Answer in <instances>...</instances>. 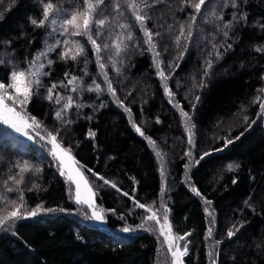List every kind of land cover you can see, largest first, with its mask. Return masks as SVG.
<instances>
[{
    "label": "trees",
    "instance_id": "trees-1",
    "mask_svg": "<svg viewBox=\"0 0 264 264\" xmlns=\"http://www.w3.org/2000/svg\"><path fill=\"white\" fill-rule=\"evenodd\" d=\"M237 2L247 19L228 30L227 38L217 31V26H222L237 11L231 7L230 0H210L202 9L189 49L180 61V67L167 81L175 93V100L189 112L191 123L195 124L192 156L184 155L189 149L185 122L179 110L168 102L152 54L131 47L144 37L127 11L121 22L126 19L133 25L134 40L129 42V51L117 58L120 74L112 70L110 63L104 70L125 107H121L106 90L73 93L70 87L67 90L58 88L65 97L72 96L76 103L85 105L77 109L74 104L68 110L66 119L73 123L65 128L55 115L61 105L37 97L27 105V113L35 116L48 131L61 130L62 147L71 145L72 155L80 164L116 183L119 191L103 185V181L84 169L96 192V205L106 210V226L95 225L75 214L77 205L72 197L73 187L66 176L60 174L57 162L50 154V145L39 137L30 140L0 123V195L15 198L16 193L4 191L2 181L8 175L11 162L29 160L41 172L32 175L30 182L23 186L28 206L43 202L45 208L65 209L20 219L13 231L1 232L0 264H161V240L152 227L145 225L134 232L123 231L125 227H138L144 218V209L135 206L129 197L147 205H152L153 201L158 205L161 201L159 161L145 137L155 140L157 147L167 154L164 157L167 183L163 200L170 209L169 220L175 234L191 233L187 237L189 251L183 257L184 264H210L208 252L216 240L222 241L216 246L219 251L217 264H264V117L257 115L259 105L252 102L258 95L264 99V93L257 91L264 89V79H261L264 53L256 52L254 47L264 45V28L260 27L264 25V0ZM169 5L176 21L184 20L192 11L189 8L180 11V0H165L152 10L155 15L148 21L149 28L154 24L157 25L154 31L161 24L173 25L174 29L178 27L172 12L168 11ZM64 7L74 8L76 4H65ZM40 12L35 0H17L0 20V59L5 61V65L0 66V78L5 82L11 68L8 61L25 67L26 56L31 58L44 47L45 40L54 42L46 29L33 30L28 21L30 15L39 17ZM221 13L223 20L217 19ZM159 30L164 35L155 38L157 51L161 52L160 58L164 61L161 68L167 76L171 70L166 65L176 55L173 43L176 33ZM22 32L25 35L22 36ZM73 39H79L85 45L86 56L76 62L64 63L57 59V52L50 53L49 58L56 63L51 68V76L43 78L42 95H46L51 82L64 80L66 71L82 75L84 59L89 61L84 84L95 87L92 84L95 79L102 89H106L91 46L85 38ZM213 43L221 45L223 55L218 60L212 57L214 64L205 80L207 86L195 88L194 84L203 76L204 62ZM228 43L232 47L225 51ZM165 45L167 52L162 50ZM143 47L147 48V45ZM177 83L181 87L177 88ZM195 96H200V101L193 112L189 101L194 102ZM101 103L105 105L102 108L98 107ZM244 116L249 117L248 123L256 121L248 131H245L248 124L244 122ZM132 121L142 128L145 136L135 131ZM90 131L95 133L94 138L89 136ZM241 132H244L243 136H240ZM41 135L46 133L41 131ZM225 136L240 138L222 151H213L223 147L221 138ZM206 151L211 154L195 164L194 160ZM185 164L190 165L187 170ZM230 164L239 165V168L229 171ZM186 172L191 178L188 182ZM33 184L42 190L33 188ZM97 185L103 186L98 188ZM190 185L201 195H196ZM29 188L33 190L29 191ZM123 192H128L129 196H124ZM205 197L213 202L210 207L205 204ZM249 197L251 207L245 204ZM205 208L213 212L214 225L211 224L213 217L205 212ZM110 209L115 211H107ZM233 223H244V227L237 236L228 239L227 230ZM210 226L213 236L206 240ZM164 264H170L167 250Z\"/></svg>",
    "mask_w": 264,
    "mask_h": 264
},
{
    "label": "snow or ice",
    "instance_id": "snow-or-ice-1",
    "mask_svg": "<svg viewBox=\"0 0 264 264\" xmlns=\"http://www.w3.org/2000/svg\"><path fill=\"white\" fill-rule=\"evenodd\" d=\"M35 2L40 6L41 12L39 17L30 15L28 21L30 25L33 26V30L46 29L47 35L52 37L54 42L49 43L45 40L44 47L33 53L31 58L26 56L25 67H20L11 60L7 62L11 65L7 82L4 81V78H0V123L7 125L16 133H20L30 140L39 137V139L45 141L47 145H51L50 154L57 162L60 174L66 176L70 184L75 185L74 202L77 205L86 206L91 210V215L88 216L89 219L103 221L104 216L102 213L106 210L101 208L97 211V205L95 203L96 192L93 191V187L90 185L88 178L81 169H86L92 176L103 181V185H110L112 188L119 191L116 183L99 175L92 169L86 168L85 165L80 164L72 155L71 145L62 147L63 139L61 130L58 129L55 132L48 131L35 116L27 113V105L32 102L33 97L46 99L50 103L54 102L55 104L61 105L60 110L56 111L55 115L56 118L64 124L65 128L73 123V121L66 119L68 110L71 109L74 104L77 109L85 105L76 103L72 96L65 97L62 92L57 91L58 88L67 90L70 87L73 93L82 90L99 93L106 90L111 96L116 98L121 107H125L123 101L119 100L117 96L116 88L113 86L112 80L108 78V73L104 70L107 64L110 63L112 70L120 74V68L117 67V58L129 51V42L134 40L133 25L127 22L126 19L124 22H121V18H125V11H127L131 14L135 26L139 28V31L144 37L143 41L137 40L135 43L131 44V47L141 52L147 51L152 54L153 64L158 70L157 74L161 78L162 87L168 98V102L179 110L181 119L185 122L189 149L184 155L192 156L191 149L195 147V133L193 131L195 124L191 123L192 116L189 112L185 111L180 102L175 100V93L172 91V88L168 86L167 81L172 78L176 69L180 67V61L184 59V55L192 42L194 29L197 26V19L202 15V9L210 3V0H180V11H184L185 8L192 10L186 14L184 20L180 21L175 20V14L169 5L168 11L172 12L174 23L177 24L178 27L174 29L173 25L165 26L161 24L158 30L155 31L153 29L157 28V25L154 24L153 28H149L147 24L148 21L152 20L153 15H155L152 10L156 8L157 5L164 3L165 0H82V5L80 4V0H35ZM74 2L76 7H64L65 4L72 5ZM230 2L231 7L237 11H234L231 14V19L224 21L222 26H217V31L221 32L225 38L229 36L228 30H231L234 25L238 24L240 21L247 19L246 13L240 10L237 0H230ZM240 2L246 3L247 0H240ZM16 3L17 0H0V20L4 18L5 12L10 11ZM224 6L227 7L228 4L225 3ZM213 14L215 15V13ZM217 19L223 20V14L221 13L217 16ZM260 27L264 28V25ZM159 29H164L169 33H176L173 37L176 55L173 57L172 61L168 62L166 65V68L171 70L167 76L165 75L164 68H161V65L164 63L160 58L161 52L157 51L158 45L155 38H163L164 35V32ZM21 35L23 36L25 33L22 32ZM56 37H63V39ZM76 37L85 38L87 44L91 46L92 55L95 57L96 64L104 77L106 89H102L101 85L96 83L95 79L92 81L95 87L91 85L86 86L84 84L83 78L88 75L87 65L89 62L87 59H84V68L81 70L82 75H73L66 71L64 73L65 79L51 82L50 86H47L46 95H42L40 89L45 87L43 78L51 76V68L56 63V60L49 58L50 53L57 52V59L64 63H68L69 60L76 62L79 58L86 56L85 45L81 43L79 39H73ZM6 43L10 45L11 41H7ZM31 43L32 41L30 40L29 44ZM144 45H147V48H144ZM220 47L221 45L219 44H212V51L208 52V58H206L204 62L203 76L199 83L194 84L195 88L203 89L207 86L205 80L210 76L214 64L212 57L214 56L215 59L218 60L223 55L220 51ZM231 47L232 45L228 43L224 50L227 51ZM254 47L256 52L264 53V45ZM162 50L167 52L168 46H163ZM106 60L107 63L105 62ZM119 63L122 65L123 60L121 59ZM3 65H5V61L0 59V66ZM261 79H264V76H262ZM176 87L179 88L181 85L177 83ZM257 91L264 93V89H258ZM128 95H131V92H129ZM185 99H187V97H185ZM199 101L200 96H195L194 102L189 101L193 112ZM252 102L259 105L260 111L257 115L264 117V99L258 95ZM104 106L103 103L98 105L100 108ZM126 110L131 112L130 108H126ZM243 119L244 122L248 124L245 131H248V129L252 127V124L256 123L255 120L248 123V116H244ZM156 122H160L159 118H157ZM132 123L135 131L140 136H145V132L142 128L136 125L134 121H132ZM41 131L45 132L46 135H41ZM243 135L244 132H241L240 136ZM89 136L94 138L95 133L90 131ZM240 136L232 138H230V136L222 137L223 147L216 148L213 151H222L223 148L228 147L230 144L234 143L235 140H238ZM145 138L154 148L155 155L159 161L161 201L159 207L154 209V205L156 204L155 201H153L152 205H147L135 200L134 197H129V199L133 200L135 206L145 209L146 212L149 213L143 218L144 223L138 225V227H145L148 222H154V224L158 226L155 227L154 230L158 231L159 235L163 237L162 243L167 246V251L171 255V264H184L183 257H185L189 251L187 237L190 236L191 233H184L183 235L173 234L172 224L169 220L170 209L163 201V194L165 193L167 183L166 161L164 157L167 154L157 147L156 141L151 139V137ZM210 154L211 152H204L200 155L199 159L194 160V163L199 164L200 161ZM189 167L190 165L185 164L186 170ZM234 167L239 168V165L233 166L230 164L228 165V170L233 171ZM7 171L8 175L3 179L2 186L6 193H16V196L15 198H10L8 195H0V204L4 205L0 207V230L7 231L8 227L14 226L15 222L20 219L36 217L40 214L52 213L55 211H65L63 208H45L43 202L34 207L28 206L23 186L30 182L32 175H37L41 172V169L34 166L29 160L11 162ZM190 179L191 178L187 176L186 172V182L190 181ZM233 183H236V181L233 180ZM103 185H97V187L99 188ZM191 187L196 195H201L198 189L194 186ZM33 188L42 190L35 184H33ZM33 188H29L28 190L31 191ZM123 195L129 196V193L123 192ZM250 199L251 197L245 200V204L249 207H251L249 202ZM204 202L209 207L213 203L206 197L204 198ZM161 210L162 216L158 214ZM107 211L115 210L110 209ZM205 212L213 217L211 224L214 225L215 220L213 212H210L209 208H205ZM243 227L244 223H233L232 227L227 230V238L232 239L237 236V233H239ZM123 231L129 232L132 231V229L125 227ZM212 236L213 227L210 226L207 229L205 239H210ZM180 241H184L183 245L180 244ZM221 243L222 241L216 240L212 249L209 250L208 256L210 264H217L219 251L216 246Z\"/></svg>",
    "mask_w": 264,
    "mask_h": 264
},
{
    "label": "rangeland",
    "instance_id": "rangeland-1",
    "mask_svg": "<svg viewBox=\"0 0 264 264\" xmlns=\"http://www.w3.org/2000/svg\"><path fill=\"white\" fill-rule=\"evenodd\" d=\"M53 39V38H52ZM50 148H51V145H50ZM58 165V164H57ZM81 171H83L84 172V169H81ZM84 174H85V172H84ZM85 176L88 178V176L85 174ZM166 178H167V176H166ZM67 179V178H66ZM88 180H89V183H90V185L92 186V183H91V181H90V179L88 178ZM68 181V180H67ZM69 182V181H68ZM188 182V181H187ZM69 184H70V182H69ZM71 185V187H73L72 189H73V191H72V197H73V201H74V196H75V185L74 184H70ZM93 191H94V189H93ZM164 201V203H166L167 204V201L166 200H163ZM95 203H96V201H95ZM160 204V203H159ZM159 204L158 205H154V209L155 208H158L159 207ZM77 205V204H76ZM100 210V208L97 206V211H99ZM56 212V211H55ZM52 213H54V212H52ZM45 214H50V213H45ZM75 214H80V215H82L86 220H89L91 223H93V224H95V225H98V226H106L107 225V222H106V218H105V212H103L102 213V215L104 216V220L103 221H97V220H92V219H89L88 218V216H90L91 215V210L90 209H88L86 206H82V205H77V211L75 212ZM87 214V215H86ZM149 213H147L146 212V210L144 209V217L146 216V215H148ZM158 214H160L161 216H162V210H161V212L160 213H158ZM40 215H44V214H40ZM37 216H39V215H37ZM29 218H33V217H29ZM27 219V218H26ZM143 221V223H144V220H142ZM16 223H17V221L15 222V224H14V226H11V227H8V229H7V231H13V229H14V227H15V225H16ZM146 225H148V226H150V227H152L153 228V230H154V228L155 227H158V226H156L155 224H154V222H148ZM130 229H132V231L131 232H134V230H139V229H141L142 227H129ZM4 230H0V233L1 232H3ZM155 231V230H154ZM157 233H158V231H156ZM159 234V233H158ZM173 234H175L174 232H173ZM177 235V234H176ZM159 237H160V240H161V245H162V250H161V254H160V258H159V261H160V263L161 264H164L165 263V259H166V250H167V246L166 245H164L162 242H163V237L162 236H160L159 235ZM183 243V241H180V244L181 245H183L182 244ZM170 264H171V255H170Z\"/></svg>",
    "mask_w": 264,
    "mask_h": 264
}]
</instances>
